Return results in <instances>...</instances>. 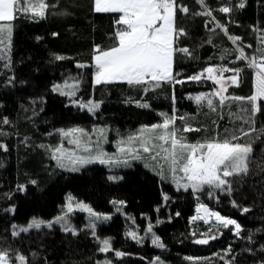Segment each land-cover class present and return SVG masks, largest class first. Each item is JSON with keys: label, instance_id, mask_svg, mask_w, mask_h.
Listing matches in <instances>:
<instances>
[{"label": "trees", "instance_id": "1", "mask_svg": "<svg viewBox=\"0 0 264 264\" xmlns=\"http://www.w3.org/2000/svg\"><path fill=\"white\" fill-rule=\"evenodd\" d=\"M45 2L49 7L44 18L18 14L11 35L0 34V144L7 146L6 151L0 149V250L10 257L25 256L26 264H157V257L162 264H262L264 99L258 101L260 111L252 117L258 130L253 136L259 138L252 140L249 173L230 178L231 192L213 189L210 196L207 188L185 190L165 178L159 167L153 169L139 160L116 169L95 162L71 171L59 167L52 157L62 141V130L104 126L110 138L117 139L161 123L163 114L176 116L178 128L185 124L178 117L185 116L187 123L200 129L183 133L190 143L222 140L228 135L225 128L229 133L236 128L248 130V124L231 116L235 112L247 118L241 112L249 107L247 100L231 101L230 111L225 107L219 115L210 112L206 105H197L194 97L212 93L218 85L206 79V73L200 81L189 77L207 67L239 68L238 84L230 85L227 94L245 98L254 94L255 69L233 50L250 44L251 48L244 47L245 53L257 54L264 30V0H206L215 20L197 14L204 10L200 0H177L189 9L186 14L178 9L175 21L177 29L186 32L178 37L176 47L190 53L174 54L173 75L183 82L139 86L95 83L94 49L112 46L119 14L96 12L95 0ZM240 3L245 6L240 8ZM224 6L232 11H219ZM217 22L242 41L229 40ZM67 79L78 82L73 96L57 90V84ZM91 104L99 107L89 111ZM4 119L9 123L4 124ZM249 139L246 136L240 142ZM69 197L89 205L101 219L78 211L53 222L63 214ZM200 203L237 220L239 235L232 226L210 228L196 223L193 218ZM244 207L249 211L243 212ZM35 219L48 223L30 227ZM66 225L73 231L66 230ZM209 229L208 234L215 233L217 239L196 244L194 240ZM133 232L142 238L140 242L131 238ZM155 237L163 248L152 243ZM104 239L111 242L106 253L99 250ZM116 251L124 255L117 257ZM12 264L20 262L13 259Z\"/></svg>", "mask_w": 264, "mask_h": 264}, {"label": "snow or ice", "instance_id": "2", "mask_svg": "<svg viewBox=\"0 0 264 264\" xmlns=\"http://www.w3.org/2000/svg\"><path fill=\"white\" fill-rule=\"evenodd\" d=\"M200 3L204 5V10L197 14L205 15L215 20L206 0H200ZM244 6V3L239 4L240 8ZM48 7L49 5L45 0H0V34L7 32L9 36L11 35L12 22L17 18L18 14L31 15L33 18H44ZM178 9L185 14L189 11L186 6L178 5L177 0H95L94 10L96 12L119 14L116 20L118 27L113 34L114 43L112 46L102 48L97 45L94 49L95 83L100 85L112 82H126L129 85L138 86L146 85L149 82L159 84L161 81L182 83L183 81L181 80H175L173 75L174 54L176 51L188 55L190 53L187 48L176 47L178 37L186 35L184 29H177L176 27L175 21ZM219 11L230 13L232 8L224 6ZM217 27H220L233 43L242 41V37L229 35L227 27L219 24V22H217ZM260 39L261 47L257 49V54L247 55L245 53L244 47L251 48L252 45L250 44L233 50L238 53V59L246 60L248 66L255 69L254 95L247 98L226 95L228 88L226 87L224 73L232 72L233 75L227 78V83L236 85L238 84V74L241 71L239 68L207 67L204 72L189 77L191 80L200 81L202 77H205L206 73V79L212 80L216 85H219L212 93H202L194 97L197 105H206L210 112L219 115L225 107H229L230 101H244L247 99L249 107L241 108V112L246 113L247 118L235 112H232L231 116L248 124V130L236 128L229 133V129L225 128L224 131L228 135L222 140L213 138V140L205 143H189L184 138L183 133L194 130L199 131L200 129H194L187 123L189 118L185 116L178 117L180 120L185 121V124L179 128L175 127L177 117L163 114L165 118L162 123L154 124L147 130V132L155 133V135H148L143 129L136 135H130L126 140L121 141L122 145L127 144L128 147H120L121 156L115 160L103 151L93 154L91 137L84 129L80 128L64 131L63 135L68 139L69 143L77 148L83 145V151L89 154L87 156L76 155L75 151L66 150L61 146L54 149L52 158L57 161L59 167L68 166L69 170L78 171L79 166L95 162L100 164H127L129 155L134 159H139L142 151L150 154L154 161L165 162L172 179L177 182L179 187H183L185 190L204 191L207 188V194L210 196L213 189L231 192L232 182L230 178L245 176L249 173L250 154L253 151L252 140L259 138V136H253V133L258 130L254 126L252 117L256 112L260 111L256 102L264 99V30L261 31ZM211 42L209 40V43ZM56 59L63 60L64 57L58 56ZM80 66L83 67V65ZM74 88L75 85L72 92H61V94L74 95ZM57 90H59V86H57ZM141 106L149 107L148 104H142ZM88 107L89 111H94L99 107V104H91ZM3 123L7 124L9 121L4 119ZM260 134L264 135V130H260ZM246 136L251 137V139L241 143L240 141ZM101 137H103V132H101ZM96 144H99V140L96 141ZM137 144L140 145L139 148L136 147ZM0 149L6 151L7 146L0 144ZM177 174H179V177ZM112 179H115V177H112ZM180 181H184V183L181 185ZM118 203L123 204V201ZM236 206L239 207V205ZM76 207L88 212L96 220L101 219V216L93 212L86 204L77 203ZM200 208L204 209L208 216H214L223 227L234 226L236 234L239 235L241 226L234 219L225 218L218 212H209L204 205H201ZM72 210L73 205L70 201L68 211L71 212ZM242 211L246 213L249 208L244 207ZM63 219L64 217L59 218V220ZM103 219L107 220L110 217L105 216ZM201 219H204V217H201ZM42 223L34 220L30 227L39 228ZM48 226L51 227V224ZM95 226L93 223L92 227ZM65 228L68 231H73L67 225ZM27 230V228L20 229V231ZM148 231H152L151 225H149ZM210 231L209 229L202 233L201 236L204 238L197 239L195 243L208 244L210 239H217L216 235L208 234ZM14 234L19 235V232ZM129 235L137 242L142 239H138L134 232L129 233ZM248 239L251 240V237H248ZM152 243L158 247H164L159 237H155ZM102 245L99 249L101 252L106 253L111 250L110 240L104 239ZM261 250L264 251V246H262ZM225 252L230 254L231 249H226ZM115 255L121 257L124 253L116 251ZM220 258L224 259L223 256ZM13 259L18 260L20 264H26L25 256L10 257L7 251L0 250V264H12ZM156 261L157 264H162L159 257L156 258ZM104 264H110V262L105 261ZM228 264H232V262L228 261Z\"/></svg>", "mask_w": 264, "mask_h": 264}, {"label": "rangeland", "instance_id": "3", "mask_svg": "<svg viewBox=\"0 0 264 264\" xmlns=\"http://www.w3.org/2000/svg\"><path fill=\"white\" fill-rule=\"evenodd\" d=\"M230 77V76H225L226 78V87L229 88L230 85L232 84H229L227 83V78ZM255 83H256V80H255ZM75 85V88H74V92L76 93V90H77V86H78V82H76L74 79H67L66 81L60 83V84H57V86H59V90L61 92H72L73 91V86ZM219 87V85L217 86V88ZM216 88V89H217ZM254 94H255V91H254ZM253 94V95H254ZM226 95H228L226 93ZM69 96H73V95H69ZM231 96V95H229ZM247 100V99H245ZM233 101V100H232ZM259 101V100H258ZM258 101L256 103H258ZM231 102V101H230ZM229 102V103H230ZM162 123V122H161ZM151 126H143V127H140L138 129V131L134 132V133H131L129 135H127L126 137H120V138H117V139H112L110 138V136L108 135V130L106 127L104 126H95L94 128L88 130V129H85L83 127H74V128H80V129H84V131L86 133H88V135L91 137V140H92V152L93 154H95L96 152L98 151H103L105 153H107V155L109 157H112L114 160L118 157L121 156V153L119 151V148L120 147H128L127 144H121V141L123 140H126L130 135H136L138 134L142 129L146 131V134L148 135H155V133H150V132H147V130L150 128ZM176 127V125H175ZM74 128H70V129H65V130H62L61 131V134H62V141L61 143L57 146V147H61L63 146L64 149L68 150H73L75 151L76 155H83V156H87L89 153L83 151V145L80 147V148H77L75 145L69 143L68 139L64 137L63 135V132L64 131H69L71 129H74ZM101 132H103V137H101ZM76 135H79V134H76ZM85 139H87V137H85ZM99 140V144H96V141ZM209 142V141H207ZM157 143H159L157 141ZM190 143V142H189ZM198 143H205V142H198ZM56 147V148H57ZM137 148L140 147L139 144L136 145ZM54 152V151H53ZM155 152V150H154ZM153 152V154H154ZM127 160H128V164L133 162V161H144L147 165H149L150 167L153 168V166H156V167H159L158 169L160 170V172L162 173V175L166 178V177H170V179L172 180V182H174L176 184V186H178L177 182L174 181L172 179V176H171V173L169 172V169H168V166L165 162L163 161H154L152 158H151V155L148 154V153H143L142 151L140 152V158L139 159H134L132 158L131 155H129L127 157ZM109 165L112 169H116L122 165H125V163H113V164H107ZM83 166V165H81ZM79 166V168L81 167ZM67 168H69L68 166H66ZM153 169H156V168H153ZM177 176L179 177V174H177ZM184 183V181H180V184L182 185ZM71 201L72 205H73V210L71 212L68 211V204L69 202ZM77 203H83V202H80L78 200H75L74 198H71L69 197L64 205V212L63 214L60 216V217H64V219H66V217L70 216L73 212H86V211H83L81 209H79L78 207H76ZM85 204V203H83ZM204 205L205 208L209 211V212H218L221 216L225 217V218H230V219H233L231 217H228V216H225L223 215L221 212L219 211H216L215 209L213 208H209L208 206H206L204 203H200L198 206H197V216L195 217V219L193 218V220L196 222V223H202L204 226L206 227H223L222 225L219 224V221H217L215 219L214 216H208L207 213L204 211V209H201L200 206L201 205ZM87 205V204H86ZM89 206V205H88ZM90 207V206H89ZM91 208V207H90ZM93 210V209H92ZM93 212H95L93 210ZM88 213V212H86ZM96 213V212H95ZM89 214V213H88ZM98 214V213H97ZM90 215V214H89ZM99 215V214H98ZM201 217H204V219H201ZM94 218V217H92ZM63 219V220H64ZM95 219V218H94ZM57 220H59V217H56L55 219H53V222H56ZM62 220V221H63ZM96 220V219H95ZM235 220V219H234ZM35 221H41L45 224V223H48L46 222L45 220H42V219H35ZM61 221V222H62ZM207 221V222H206ZM237 223L238 221L235 220ZM33 221L30 223V225H32ZM239 224V223H238ZM29 225V226H30ZM230 227V226H228ZM233 227V231L236 233V230H235V227ZM215 234V233H213ZM105 262V261H104ZM104 262L102 264H104Z\"/></svg>", "mask_w": 264, "mask_h": 264}, {"label": "water", "instance_id": "4", "mask_svg": "<svg viewBox=\"0 0 264 264\" xmlns=\"http://www.w3.org/2000/svg\"><path fill=\"white\" fill-rule=\"evenodd\" d=\"M200 238H204V237H199V238H197V239H200ZM197 239H195L194 242H195ZM210 241H212V240L210 239L209 242H210ZM196 244H197V243H196ZM199 245H203V244H199Z\"/></svg>", "mask_w": 264, "mask_h": 264}, {"label": "built area", "instance_id": "5", "mask_svg": "<svg viewBox=\"0 0 264 264\" xmlns=\"http://www.w3.org/2000/svg\"><path fill=\"white\" fill-rule=\"evenodd\" d=\"M224 75H225V73H224ZM203 205V204H202ZM197 216V211H196V213H195V215H194V218Z\"/></svg>", "mask_w": 264, "mask_h": 264}]
</instances>
